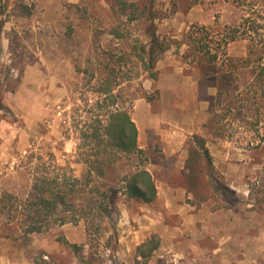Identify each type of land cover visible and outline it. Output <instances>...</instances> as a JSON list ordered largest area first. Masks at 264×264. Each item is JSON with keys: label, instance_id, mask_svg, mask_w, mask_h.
Listing matches in <instances>:
<instances>
[{"label": "rangeland", "instance_id": "obj_1", "mask_svg": "<svg viewBox=\"0 0 264 264\" xmlns=\"http://www.w3.org/2000/svg\"><path fill=\"white\" fill-rule=\"evenodd\" d=\"M249 15L264 33V0H0V264H264V246L250 229L251 212L261 214L264 205V96L240 95L254 77L239 71L232 82L235 96L216 100L223 53L213 64L201 59L202 50L220 53L226 28ZM153 29L169 46L155 65L156 77L139 56ZM225 49L239 58L247 43ZM116 109L131 118L151 111L159 131L174 134L185 127L186 160L190 149H198L193 137L204 139L212 166L202 160L191 181L185 166L170 174L192 196L187 204L230 212V221L220 214L209 224L190 226L167 213L162 201L146 204L121 189L114 237L105 225L89 236L83 222L25 234L11 205L28 198L36 176L66 169L79 177L85 161L106 159L115 165L106 179L121 187L136 166L174 163L162 159L153 130L150 150L113 153L104 129ZM197 113L205 120L194 130ZM104 148L106 157H98ZM230 165L236 168L229 170V181ZM240 167L242 181L234 184ZM219 183L234 193L223 192ZM238 212L242 223L235 222ZM147 222L157 231L143 243L132 240ZM154 236L157 250H138Z\"/></svg>", "mask_w": 264, "mask_h": 264}, {"label": "trees", "instance_id": "obj_2", "mask_svg": "<svg viewBox=\"0 0 264 264\" xmlns=\"http://www.w3.org/2000/svg\"><path fill=\"white\" fill-rule=\"evenodd\" d=\"M261 28L262 26L257 23L256 18L249 15L239 25L226 28L225 32L227 29L228 31L222 34L220 40L222 44L219 47L220 53L211 49L206 52L201 51L204 56V59L203 57L201 59L212 64L219 60L221 52L224 56L223 68L218 73L219 89L216 100H221L223 95L235 96L232 82L236 79V73L239 71H248L254 77L253 82L249 83L250 89L246 92H240V95H245L254 100L263 98L264 33H260ZM148 36L149 42L147 45L141 46L139 56L146 70L151 72L152 77H156L155 65L169 49V46L160 39L155 29L149 30ZM236 41L247 43L246 53L239 58L231 57L225 49L230 43ZM253 87L257 89L252 91ZM104 130L106 140L111 145L110 148L113 153L130 155L143 153L137 143V126L128 111L122 109L112 111ZM95 136L98 140L101 139L99 134L96 133ZM193 138L198 149H190L184 168V174L189 177L190 181L194 178L197 166L202 160H205L209 167L212 166V157L206 148L205 140L197 135ZM103 150L106 151L98 149L96 155L105 158L108 148ZM85 162L86 170L79 177L66 169L56 175L36 176L28 198L25 201L16 200V205H11L12 208H15L13 218L21 217L24 222L25 234L44 233L55 225L83 222L89 236L107 226L108 229L111 228L110 230H112L111 238L116 234L114 217L119 216L117 198L121 189L128 198L146 204L153 203L157 199L155 180L146 168L142 166L133 168L124 177L123 185L118 187L106 179L115 166L112 161L101 159ZM219 187L225 193H234L221 183H219ZM154 239L155 236L138 247V250L148 245H150L148 255L157 250L160 242H153ZM112 249L115 250L116 248L112 247ZM139 254L142 257H148L143 253Z\"/></svg>", "mask_w": 264, "mask_h": 264}, {"label": "crops", "instance_id": "obj_3", "mask_svg": "<svg viewBox=\"0 0 264 264\" xmlns=\"http://www.w3.org/2000/svg\"><path fill=\"white\" fill-rule=\"evenodd\" d=\"M194 96L192 95V99ZM134 112V117H132L133 121L135 122L137 129H138V138L137 143L138 147L141 150H150V140L148 132L149 130H153L155 134L160 136V140L162 143L161 150L162 155L166 159H173L174 163L169 167L167 165H164V163L161 162H150V167H148V171L152 174L156 188H157V202L162 201L165 210L169 214H176L181 216L185 223H188L190 226H195V224H209L213 222L215 218H217L220 214H222L224 217L228 218L230 221L231 214L230 212H224V213H213L212 210H210L205 205L202 206V208H199L198 210L195 209L190 204H187L186 199L192 198L190 194L187 193V188L184 184L176 183L172 179V175L170 174L171 169L180 171L184 168L185 162H186V156L184 154V143L186 140V136H181L182 130L185 127H180L182 130L179 132H172L170 130H161L159 131V127H157V124L160 122L157 120L153 113L150 111L144 118L143 113L140 112ZM201 113V112H200ZM197 113L193 117V129L199 128L200 124L205 120V114ZM157 121V124L155 122ZM147 122L152 123L150 126ZM231 167L228 169V173H226V177L230 181V174L229 170L231 168H236L233 165H230ZM238 174L236 175V178L238 179L234 184H240L243 178L242 169L241 167L238 169ZM171 175V176H170ZM263 212L261 214L258 213V211L251 212V227L250 229L252 231L256 230V234H253L254 239L259 240L261 245L264 246V205ZM240 215V218L237 219L235 217V222L237 220L239 223H242V217L241 213L238 212ZM163 224V223H162ZM161 228V227H160ZM242 228V226H241ZM174 229H178V227H174ZM157 231V225L153 222H147L146 225L139 224L138 231L135 232V237H132V240H137L139 242H144L151 233H154ZM142 239V240H141ZM141 240V241H140Z\"/></svg>", "mask_w": 264, "mask_h": 264}]
</instances>
